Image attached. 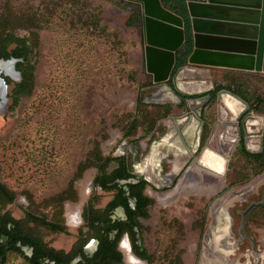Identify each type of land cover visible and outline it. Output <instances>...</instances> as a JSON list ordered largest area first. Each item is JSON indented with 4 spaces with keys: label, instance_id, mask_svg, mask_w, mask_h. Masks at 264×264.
<instances>
[{
    "label": "rangeland",
    "instance_id": "obj_1",
    "mask_svg": "<svg viewBox=\"0 0 264 264\" xmlns=\"http://www.w3.org/2000/svg\"><path fill=\"white\" fill-rule=\"evenodd\" d=\"M80 1L71 9L52 0H0V17L8 28L0 36V58L21 49L29 60L27 83L13 94L0 116V182L16 195L13 202L0 196V219L5 225L23 220V227L33 229L49 247L76 255L92 235L86 233L78 242L83 223L69 219L83 211L96 193L93 186L87 189L97 175L96 168L89 166L80 176L78 167L98 157L96 148L105 156L125 152L141 161L154 142L187 118V125L197 123L200 148L179 158L177 171L176 158H166L163 172L172 181L146 191L161 200L154 198L151 218L142 222L150 264H264V211L252 213L246 230L255 249L238 233L241 210L264 195V154L261 159L248 156L238 137L226 157L227 172L218 189L204 192L200 184L197 188L190 183L180 188L178 183L195 162L191 171L205 173L197 163L203 152L221 156L219 138L229 130L233 117L217 96L206 107L198 98L180 104L177 98L150 103L157 87L148 86L134 52L136 37L133 26H128L133 16H128L127 7L117 0ZM99 20L106 31L95 26ZM208 74L214 87L231 86L252 103L259 101L255 112L239 116L235 123L244 128L246 140L260 138L264 150V76L218 69ZM10 80L12 90L20 80ZM141 95L150 106L137 103ZM250 116L260 120V125L251 127L252 133L244 126ZM213 138L215 143L210 144ZM126 141L129 147L124 151ZM72 180L76 181L73 190ZM152 182L160 184L155 177ZM113 193L97 190L95 203L103 214ZM34 217L64 223L68 232L52 231ZM122 250L127 263L133 264L127 246ZM7 264L29 263L10 252Z\"/></svg>",
    "mask_w": 264,
    "mask_h": 264
},
{
    "label": "flooded vegetation",
    "instance_id": "obj_2",
    "mask_svg": "<svg viewBox=\"0 0 264 264\" xmlns=\"http://www.w3.org/2000/svg\"><path fill=\"white\" fill-rule=\"evenodd\" d=\"M117 1H119L120 4L124 5L125 7H127V9L129 10L128 16L129 14L132 15L133 22H136V20L140 17L137 14L136 5H132L131 2H127L123 4L121 0H117ZM135 53H136V57L141 62V66H142L141 68L143 73H145V75L147 76L149 82L148 86L153 85L154 83L151 81L149 74L144 72L142 59L140 55L137 52ZM12 54L13 53L11 54L7 53L6 55L0 58V116L3 115L4 111L10 105V101L13 99L12 97L13 94L16 93L17 90L20 91L21 87H23V84L25 82L26 67L29 64L27 61H25L26 58L23 59V56L21 57ZM180 66H178L175 70H177ZM218 70L222 72H230L227 71L226 69H218ZM231 72L234 73L235 71H231ZM236 73H245V72L238 71ZM10 79L20 80L12 90H11ZM209 83L211 84L207 89H211L212 87V89L209 92L203 94L202 96H197L188 99H196V98L201 99L205 102L204 107H206L207 105L212 103V101L216 98V96H218V93L229 91L234 95L239 96L249 106V108L245 112L243 110L238 115V117L242 116L243 114L249 116L257 110L259 101L252 103L243 94H241L239 91L235 90V88L231 86L226 87L225 85H215L214 87V84L212 82ZM154 85L155 87H157L155 91L156 93L157 90L160 89L161 87L164 88L166 87L167 89L170 90V86L171 87L173 86V81L172 79L168 81L167 86L157 85V84ZM155 93L152 94L150 103H155V102L157 103L162 101V100L160 101L155 100L156 99L154 96ZM176 98H177L176 101L178 100L177 103L180 104L182 100H180L178 97ZM185 99L186 98L183 97V100ZM137 103L144 105L146 104L147 106H150L149 104L144 102V97L142 95L138 97ZM221 105L222 107L225 108V102L223 103L222 100H221ZM248 118L257 119L252 116ZM236 126L238 127V125L233 122V124L231 123L229 129L231 127L236 129L237 128ZM135 127L136 126H134V129ZM179 129H181L180 125L178 128L175 129L173 128L169 130V132L161 140L154 142V144L150 148L149 153L141 161H138L135 155L133 156L129 154L126 155L125 152L123 153V155L120 156H105L104 153L101 151V148H96L94 152L98 154V157L94 158L93 160L88 159L78 167V173H81L80 176H82L86 172V170L90 168L89 166L96 168L97 175L95 176L92 183L88 185V189H87V191H90L93 186V190H95L96 193L90 196L87 204L83 208V211H80L79 214L73 215L69 219V222L75 223L76 225H80L83 223L84 230L80 232V235L78 237V242L81 240V237H83L86 233L92 235V237H90L88 241L84 242V244L81 246L80 251L76 255L72 256L70 255V252L57 250L55 248L49 247L40 237L35 236L31 232V230L33 229H30L29 227H23V222H24L23 220H15V222L5 225L2 221L3 219H0V264H7V255L10 252H15L20 254L22 257H24L27 260L29 264H124L125 262L127 263L125 253L122 250V247L124 246H127V249H129V252H131L130 256L132 255L140 264H150L147 257L148 250L144 245L143 234L141 233L143 228L142 222L143 220H149L151 218V208L154 206L155 201L156 200L159 201L160 198L159 199L156 198L155 195H153L152 193L148 195L146 191L149 187H152V185L158 188H164L168 186L169 183L172 181V176L164 175L163 172L164 160L171 155L174 156L176 158V160L174 161V171H177L181 165L179 158H181L184 155L195 154L201 146V137L200 135L197 136L198 145L195 149L191 150L188 147V149H186V151L181 153L180 155H176L173 152H170V154H168L166 158L160 161L159 166H157L156 168V172L154 171L152 165L147 163L144 164V162L151 155L153 146L166 139L167 136L169 135H171L170 137L171 142L179 141L183 143L184 142L183 131L181 129L180 132ZM250 129L252 130L251 127ZM250 129L248 130L247 128V132L249 131L250 133H252ZM135 130H138V127H136ZM243 131L244 128L240 126L238 127V130L236 129L237 138L233 137L227 132L219 138L220 140L219 147L222 157L221 156L212 157V160L214 161L219 160V162L224 161V166L221 173H216V171L212 169L214 162L212 160L211 162H206L205 155L208 154L206 152H203L200 158L197 159V163L203 165V167L205 168V173H203L202 171L201 172L198 171V169L191 171V166L192 167L196 166V162H195L194 165L189 166L190 169L186 171L185 175L178 183L179 186H181L180 188H183L187 185L189 186V183L198 185L200 174L204 176H209L212 182H214V177L218 176L215 179H217L219 184L227 172L226 157H229L231 155L233 151V146L238 141V137H240L239 147L244 149L248 153V156L261 159L264 154L261 139L260 138L254 139L253 137H250L248 138V140H246ZM125 136H129V135H125ZM228 136L230 139L228 138ZM215 139L216 138H213L210 141V144H214ZM235 139L236 141L234 142ZM246 146L249 148V150L252 153L248 152ZM128 147H129V143L126 141L122 145V148L125 151L128 149ZM175 162H178L177 166H175ZM148 169L151 170L150 176ZM153 177L157 178L160 184L157 185L154 182H152ZM183 181L184 184H182ZM75 183L76 181L72 180L70 182V186L74 185L75 187ZM203 187L204 188L202 189L200 188V189L201 191L204 192H206L205 190L213 189L210 186V184ZM97 190L114 191L113 197L106 207L107 209L106 214H103L100 211V209L97 207V203H95V198L98 196ZM67 192L68 191H66V193ZM0 196L4 198V201L5 199H7L8 202H13L16 200V195L10 193V189L2 182H0ZM260 204L261 206H255L251 211H249V209L253 205H260ZM257 210L264 211V195L261 201H254L244 210H241L240 215L242 219L238 231L242 239L244 238L248 239L253 244L254 249L256 248L255 242L251 237H249V235L246 233V230L249 224L250 216L252 215V213H254ZM29 216L31 217L32 214H29ZM39 219L40 218L38 217H34L35 222L40 225ZM43 220L44 219H42L41 221ZM47 221L48 222L46 227L48 229L61 233L68 232V229L64 223L62 225L56 221H51V220H47ZM31 222L32 221H30L29 223ZM55 223H57L60 226L55 227L54 226ZM42 224L44 225L45 222L43 221ZM34 242H37L39 246L43 248V252H46L47 255H43L39 258H36V252L38 249L36 248V244H34Z\"/></svg>",
    "mask_w": 264,
    "mask_h": 264
},
{
    "label": "water",
    "instance_id": "obj_3",
    "mask_svg": "<svg viewBox=\"0 0 264 264\" xmlns=\"http://www.w3.org/2000/svg\"><path fill=\"white\" fill-rule=\"evenodd\" d=\"M183 1L184 4L174 0H121L137 7L140 21L134 26L141 34L142 65L154 84L167 86L172 79L171 92L183 100L202 96L212 87L192 93L180 87L181 80L200 84L209 79L212 68L264 76V0ZM168 2L178 6L180 13L170 10ZM222 14L244 15L246 20L242 24L221 22L218 17ZM223 28H228L229 33H222ZM188 72L207 73L208 78L184 76ZM223 94L243 103L244 112L249 108L229 91L217 97L221 99ZM255 206L261 204L253 205L249 211Z\"/></svg>",
    "mask_w": 264,
    "mask_h": 264
},
{
    "label": "bare ground",
    "instance_id": "obj_4",
    "mask_svg": "<svg viewBox=\"0 0 264 264\" xmlns=\"http://www.w3.org/2000/svg\"><path fill=\"white\" fill-rule=\"evenodd\" d=\"M197 74L198 75H202L205 79L208 78V74L207 73H203V72H201V73L188 72V73H185L184 76L185 75L186 76H194V75H197ZM209 85H210V83L208 81H205V80H204V82H202L200 84L184 82L183 80H181V82H180V87L183 90L188 91V92H192V93L199 92V91H202L204 89H207L209 87ZM155 98H156L155 100H163V99H166V98L176 99V96L169 89H167L166 87L165 88L161 87L160 89L157 90ZM221 100L223 101V103L225 102V110H227V112H229L230 115H232V117H233L232 121L235 123L236 118L238 117V115L244 110V104L241 103L236 98H234V97H232L231 95H228V94H224L221 97ZM220 103H221V101H220ZM178 122H179L180 128L183 131V135H184L183 139H184L185 143L183 142L184 143L183 144L182 142H179V141L171 142V138H170L171 135H169V136H167L166 139H164L160 143L155 144L153 146V150H152L151 155L144 162V164L147 163V164L152 165V167H153L155 172H156L157 166H159L160 161L162 159L166 158L168 156V154H170V152H173L176 155H180L181 153L185 152L186 149H188V147H189V149L192 150V149H195L197 147V145H198L197 123L196 122H190L187 125V123H188L187 118H183V119L179 120ZM245 123H246V126H247L248 130H249L250 127H252L254 125H259L260 121H258L257 119L248 118ZM227 133L232 135L233 137L237 138V132H236L235 128L231 127ZM229 136H228V138H229ZM235 141H236V139L234 140V142ZM205 156H206V162H211L213 156L212 157L209 156V155H205ZM212 161L214 162V165L212 166V169L215 170L216 173H221L222 169H223V166H224V161H221V162H219V160H215V161L212 160ZM217 177L215 176L214 177V182H212V180H211V178L209 176H204V175L200 174L199 175L198 184H200V188L201 189L204 188L203 186H206V185L210 184V186L213 188V189H210V190L213 191L214 189H216L218 187L217 186L218 181H217V179H215ZM182 184H184V181L182 182ZM197 188H199V185H197ZM210 190H205V191H210ZM132 259H133V261H132L133 264H140L133 256H132Z\"/></svg>",
    "mask_w": 264,
    "mask_h": 264
},
{
    "label": "trees",
    "instance_id": "obj_5",
    "mask_svg": "<svg viewBox=\"0 0 264 264\" xmlns=\"http://www.w3.org/2000/svg\"><path fill=\"white\" fill-rule=\"evenodd\" d=\"M52 1H56V2H59L60 3V5H63V4H69L70 6H71V9H75V7H78L79 6V4L81 3V1L80 0H52ZM175 2H179V3H181V4H184V1L183 0H174ZM179 8V7H178ZM85 16H88V15H86V13H85ZM81 17H83V16H81ZM4 20V21H3ZM134 23L135 22H133V20H131L130 22H129V25L128 26H134ZM95 24V26H97L98 28H102V30L103 31H106L107 29H106V27L105 26H103L102 25V20H99V21H97V22H95L94 23ZM7 30H8V28H7V21H5V18H3V17H0V36H1V34H5L6 32H7ZM3 32V33H2ZM9 36V35H8ZM14 54L15 55H17V56H25V54H24V52H23V50H21V49H15V52H14ZM25 58H26V61L29 63V60L27 59V57L25 56ZM25 83H27L26 81L24 82V84ZM248 101V100H247ZM71 189L73 190L74 189V185H71ZM44 222H45V226H47V220H43ZM42 221V222H43ZM55 227H57V226H60V225H58L57 223H55V225H54ZM12 233H14V232H12ZM12 233H10V234H12ZM34 244H36V248L38 249L37 250V252H36V258H39V257H41V256H43V255H47V253L46 252H43V248L42 247H40L39 246V244L37 243V242H34ZM13 250H14V248H13Z\"/></svg>",
    "mask_w": 264,
    "mask_h": 264
},
{
    "label": "crops",
    "instance_id": "obj_6",
    "mask_svg": "<svg viewBox=\"0 0 264 264\" xmlns=\"http://www.w3.org/2000/svg\"><path fill=\"white\" fill-rule=\"evenodd\" d=\"M167 7L176 12V13H180V8H178V6H175L174 4H172L171 2L167 4ZM219 21L221 22H228V21H232L233 23H237V24H242V22H244L246 20L245 16L242 15H234L233 17L230 15V14H222L221 16L218 17ZM140 21V17L136 20V22H139ZM133 33H134V36L136 37V42H137V46H136V49L135 52H137L141 59H142V48H141V44H140V41H141V34L140 32L138 31V28L136 26L133 27ZM239 31V29H237ZM236 30V31H237ZM228 31H230L228 28H223V30H221L222 33H229ZM220 32V33H221ZM237 33V32H236ZM237 34H240V33H237ZM227 71H235V72H238L236 70H229V69H226ZM240 72H244V71H240Z\"/></svg>",
    "mask_w": 264,
    "mask_h": 264
}]
</instances>
